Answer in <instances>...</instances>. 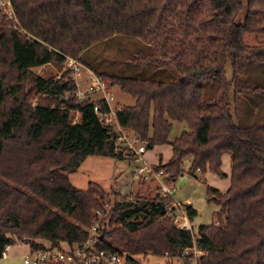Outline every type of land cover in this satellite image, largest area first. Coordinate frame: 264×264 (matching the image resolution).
I'll return each instance as SVG.
<instances>
[{
	"label": "trees",
	"instance_id": "16d2710c",
	"mask_svg": "<svg viewBox=\"0 0 264 264\" xmlns=\"http://www.w3.org/2000/svg\"><path fill=\"white\" fill-rule=\"evenodd\" d=\"M10 1L16 21L0 6V258L17 241L40 250L48 246L37 239L52 247L82 246L88 238L85 227L93 224L101 236L96 248L108 253L120 250L106 239L129 253L156 256L193 244L191 232L167 215L166 204L173 201L169 194L151 199L115 194L109 201L97 183L90 181L82 190L69 178L90 155L123 158V153L116 147L115 128L100 121L91 105L77 103L66 56L80 59L85 49L116 34L148 43L177 16L181 26L191 20L203 32L189 63L181 56L184 43L169 58L160 45L165 60L136 59L167 69L171 80L101 77L134 97L117 114L121 127L136 133L147 148L172 145L169 161L155 166L165 183L182 174L184 157H191L192 173L210 170L226 177L221 157L230 154L228 189L208 188L207 195L220 206L219 221L199 230L196 243L206 254L201 264H264V114L243 126L232 100H237L232 88L238 86L244 57L264 63V0ZM177 5L185 9L179 12ZM46 64L61 75L46 79L33 73ZM226 65L231 79L225 76ZM206 82H216V90L215 98L205 102ZM102 105L107 110L103 100ZM173 122L187 129L169 141ZM106 203L110 215L96 220L95 211L105 212ZM187 210L191 218L195 211Z\"/></svg>",
	"mask_w": 264,
	"mask_h": 264
},
{
	"label": "rangeland",
	"instance_id": "374dc122",
	"mask_svg": "<svg viewBox=\"0 0 264 264\" xmlns=\"http://www.w3.org/2000/svg\"><path fill=\"white\" fill-rule=\"evenodd\" d=\"M3 1L4 0H0L1 7H3ZM243 1L245 2L246 0ZM182 9L184 10L185 8H182V6L179 8V5H177V10H179V12ZM5 12L2 13V16L6 17ZM177 19L178 17L174 16L173 20H169L166 26L157 29V31L150 36L148 43L143 42L138 37L116 34L85 49L81 53L80 59L66 56V60L73 59L81 65V78L79 79L80 82H83L85 85L90 83L88 77L91 75L94 76L95 79H98L102 75H116L119 77L154 78L156 80L169 81L171 80V76L167 69H161L153 62L144 63L136 61V59L143 56H155L160 60H165V57H170L174 49H183L181 46L184 43L187 47L181 56L184 58L185 62L189 63L191 53L196 50L195 44L198 43L195 39L199 36L203 39V32L200 26L193 23V21L186 20L188 26L185 28V26H181L178 23ZM202 43L201 45L206 47L207 42L202 41ZM160 45L166 47L164 52L165 57L162 56L164 49L161 51ZM206 48V52L208 53L209 49L208 47ZM196 56L197 54L195 53L194 57ZM64 68L67 67L64 66ZM225 68L226 78L231 79L232 71L229 65H226ZM67 69H69V75L73 76L70 71V69H72L70 65H68ZM32 70L33 73L39 74L46 79L51 77L57 78L62 72L49 64L36 67ZM103 81L109 84V103L114 109H122L125 105H132L134 103V97L123 92L119 85L111 84L106 78H104ZM30 85V79L27 78L24 82V86L28 88ZM237 85L236 90L235 87L232 88L233 91L238 92L237 100H235V97L232 99L235 101H233V104L235 103L237 117L241 124L243 126H248L258 121L264 114V63L254 62L249 56H245L244 66L238 77ZM248 87L257 88V90H251L248 89ZM202 88V101H212V99L215 98L216 82L203 83ZM89 94L91 93L89 92ZM122 129L128 135L134 134L130 130H125L123 127ZM185 129L187 128L183 127L181 123L173 122L169 134V141H175ZM135 136H137L136 133ZM119 149L122 150L123 146H120ZM172 154V145L165 143L147 148L142 161H138L132 155V152L128 151L123 152V158L90 155L83 161L75 173L69 174V178L75 187L82 190L88 188L90 181L97 183L106 193L104 200L112 201L115 194L119 199H126V197L151 199L157 194L164 197L165 193L159 189V182L157 179L153 177L149 179L144 178L142 174L138 173V167L150 165L155 169L156 165L168 162ZM221 160L220 170L226 174V177H222L210 170L206 172L197 170L192 173V159L191 157H184L182 162V174H180L171 185L166 183L171 188L169 195L174 200V203H183V206L186 207L183 209L185 214H188V206H192L194 209L195 212L191 218L189 217V221L196 238L201 227L207 228V226L216 224L219 221L217 214L220 210V206L209 198L207 192L209 187L225 192L230 185V154L223 152ZM187 203L191 205H187ZM166 210L169 216L175 213L174 210H168V205ZM175 214L178 215L180 212H176ZM36 241L44 246H51L49 241L42 239H37ZM105 241L111 243L112 246L119 250L126 251L116 243L107 239ZM38 250L40 249H35V246H33L31 242L26 243L17 241L16 244L9 246L7 255L0 258V264H25L23 261L24 257Z\"/></svg>",
	"mask_w": 264,
	"mask_h": 264
},
{
	"label": "built area",
	"instance_id": "2783aa9c",
	"mask_svg": "<svg viewBox=\"0 0 264 264\" xmlns=\"http://www.w3.org/2000/svg\"><path fill=\"white\" fill-rule=\"evenodd\" d=\"M2 6V9L6 11L8 19L13 18L16 21V16L14 15L10 0H4ZM13 27L16 28L17 24H14ZM21 32H23V30ZM67 64L71 66V72L76 82L74 95L77 103H79L81 107L91 105L100 121L105 125L115 128L117 134L116 147L119 151L122 153L124 151L132 152V155L138 161H142L148 144L142 141L140 137L134 134L128 135L123 131L117 120V114L121 109H114L109 103V84L106 81L104 82V79L101 77L98 79L96 78V80L95 77L91 75L88 77L90 83L87 84V80V85H85L83 82H80L79 79L81 78V65L73 59H67ZM89 92L91 94H89ZM102 100L107 106V110L103 109ZM76 116L78 117V112H76ZM120 146H123L122 150L119 149ZM138 173L142 174L144 178L149 179L153 177L157 179L159 182V189H161L163 193L169 194L171 192V188L163 180L164 175L162 171H157L152 166L146 165L143 167L139 166ZM120 202H123V200ZM167 205L169 211L174 210L175 213L180 212L178 215L173 213L172 216H174V222L180 229L191 232L193 237V244L191 246L185 247L182 250L177 249L173 253L165 252L163 255L159 256L154 255L150 251L145 253H129L120 250L118 253H108L106 250L96 248V240L100 236L98 231L99 225L93 224L90 227H85L88 232V238L82 246L77 244L71 246L64 245L61 247L49 246L44 250L33 251L29 256H25L23 261L25 264H201V258L204 256L205 251L196 243V237L193 234L189 216L183 211L186 207L183 206V203L175 204L174 200ZM187 205L190 204L187 203ZM105 207V212L101 210L95 211L96 220H100L102 217L108 218L111 207L108 203L105 204ZM8 248L9 246L5 247V250L2 252V257L7 255Z\"/></svg>",
	"mask_w": 264,
	"mask_h": 264
},
{
	"label": "clouds",
	"instance_id": "9594fccd",
	"mask_svg": "<svg viewBox=\"0 0 264 264\" xmlns=\"http://www.w3.org/2000/svg\"><path fill=\"white\" fill-rule=\"evenodd\" d=\"M191 205V204H190Z\"/></svg>",
	"mask_w": 264,
	"mask_h": 264
},
{
	"label": "crops",
	"instance_id": "0c3cea01",
	"mask_svg": "<svg viewBox=\"0 0 264 264\" xmlns=\"http://www.w3.org/2000/svg\"><path fill=\"white\" fill-rule=\"evenodd\" d=\"M192 207V206H191Z\"/></svg>",
	"mask_w": 264,
	"mask_h": 264
}]
</instances>
